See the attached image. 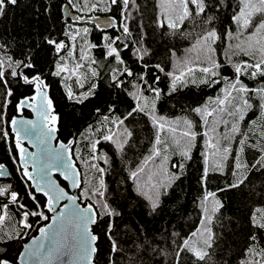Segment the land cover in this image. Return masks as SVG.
I'll return each instance as SVG.
<instances>
[{
	"label": "trees",
	"instance_id": "1",
	"mask_svg": "<svg viewBox=\"0 0 264 264\" xmlns=\"http://www.w3.org/2000/svg\"><path fill=\"white\" fill-rule=\"evenodd\" d=\"M65 4L79 18L109 16L116 21L117 26L102 31L92 23H78L67 19L63 21L62 8ZM207 4L208 13L216 18L214 27L220 37L212 44L215 50L212 58L221 63V75L234 80L232 65L248 59L240 53L233 54L235 46L247 39V33L240 39L236 38L239 31L232 21L233 14L240 8V0H207ZM80 7L73 0H17L15 5H7L4 14L0 16V46H6L4 50L14 59L27 58L34 67L23 69V73L29 77L39 75L50 87V99L58 123V139L73 142L71 155L81 174L80 203L92 205L97 214V222L92 228L93 234L98 237L93 263L130 264L132 258V264H177V245L184 239H194L192 233L203 228V196L206 192H212L215 193V200L223 205L213 217L211 225L216 237L211 250L212 264H239L247 237L254 231L251 216L257 208L264 209V168L251 167L264 153L247 146L240 152L238 141L241 135L232 133L230 129L235 124L241 133L249 135L250 143H255L259 139L258 134L264 130V110L260 108L264 101L251 93L245 94L246 98L250 97L252 108L242 109L244 119L239 120V114L235 117L225 115L229 123L219 125L218 132L227 135V139H221V148L228 147L230 152L225 154L220 151L215 156L209 155V163L214 162L220 168L210 170L203 184L201 177L206 167L203 153L212 151L207 148L208 138L198 135L190 150L191 159H183L178 145L174 143V138H180L179 132L174 134L167 129L160 133L169 145L167 163L161 168L158 158L157 162L148 164L138 181H132L129 179L130 173L143 164L145 157L153 149L157 129L148 116L135 114L125 121L133 136L124 145L123 152L109 142L98 145L97 155L106 156L107 163L103 159L91 160L90 142L101 135L100 131H93L94 129L113 127L108 122H104L102 126L101 121L105 115H110L113 119L123 117L135 106L133 94L137 88L133 85H138L139 74L146 72L149 81L155 75L160 77L159 83L155 85L161 90V97L156 101V114L169 120L180 117L191 119L194 123L193 130L198 133L204 131L201 118L190 109L204 105L215 107L211 101L217 97L222 98L223 90L228 88V84L224 82L208 86L199 83L202 73L197 70L194 74L197 83H191L190 77L186 85H178V91L169 94L171 81L165 73L179 74L184 61L190 64L197 60L203 61L207 54L200 48H193L201 30L191 20L180 24L175 35L170 34L172 29L167 27L165 16L178 22L179 0H131L128 12L123 15L119 5H112L109 9L108 0H104L95 9L78 10ZM188 7L194 11L193 5L189 4ZM124 15L128 17L126 21ZM196 19L198 22L200 18ZM256 19L258 22L259 17ZM160 21L165 22V27L159 26ZM125 24L129 29L127 35L123 32ZM228 32L234 35H226ZM105 36L115 40L113 47L118 49L124 64H120L115 57L107 56L105 45L108 41L104 39ZM48 38L63 41L67 45L60 56L65 58L63 62L67 63L70 70L75 69L77 63L83 65L77 70V74L69 71L60 76L54 75L56 65L62 61L54 48L46 43ZM137 49L147 50L148 54L143 60L139 59ZM173 52L175 55H172ZM82 56L85 58L81 59ZM145 63L149 65L147 69L144 68ZM157 64L164 68L165 73L155 70L154 66ZM124 69H131L137 76L121 75ZM93 71L97 73L96 76L92 75ZM117 76L124 81L121 87L115 86L114 78ZM22 78H8L13 95L8 97L7 107L2 110L3 122L0 123V129L6 131L8 136L3 138L0 135V164L7 168L10 176L7 180H0V186L11 185L22 197L21 202L29 210H36L35 201L28 195L29 192L34 193L17 166L13 139L8 128L9 121L16 115L18 101L33 94L32 88L25 86ZM241 80L250 89L264 87V78L241 76ZM93 85L94 89L89 93ZM69 90L74 94L71 99L68 97ZM85 94H88V98L77 102ZM143 95L151 99L149 92L144 91ZM0 103H3V89H0ZM112 107L115 112L110 110ZM253 121L256 122L255 125L252 124ZM113 131L119 129L113 127ZM253 132L257 135H253ZM181 162L184 169L180 178L172 181L170 187H160L158 190L151 188V184L168 181L170 174L177 171L171 165ZM237 162L248 167L236 169ZM92 163L104 168L105 172L101 175L92 169ZM149 176L152 177L150 182ZM101 179L107 203L120 213L112 222L114 238L124 249L121 253H111V243L106 235L109 218L101 208L102 198H88V190L98 188ZM241 179L244 182L239 187H228ZM137 184L144 185L148 195L158 198L159 207L155 212L151 211L146 197L139 194ZM35 196L44 211V199ZM215 200L211 201L209 207L215 204ZM44 214L49 217L45 211ZM48 220L29 217L28 222L32 224V228L22 230L20 213L15 206L10 205L4 223L0 224V255H7L16 264L23 244L35 236ZM137 235L141 239H151L156 251L149 248L137 252L132 244ZM10 236H22V239ZM179 264H193L191 254L182 253Z\"/></svg>",
	"mask_w": 264,
	"mask_h": 264
},
{
	"label": "snow or ice",
	"instance_id": "2",
	"mask_svg": "<svg viewBox=\"0 0 264 264\" xmlns=\"http://www.w3.org/2000/svg\"><path fill=\"white\" fill-rule=\"evenodd\" d=\"M74 3H79L81 5L80 9L85 8L95 9L99 4L104 3V0H73ZM17 0H0V16L5 12L7 5H15ZM131 0H108V8L110 9L112 5L121 6L122 15L129 10ZM189 4L194 6V11L189 9ZM179 10L180 14L177 20H173L170 16H165L167 21V27L172 29L171 35H175L179 31V25L183 24L185 20H191L195 27L199 28L201 31L195 39V44L193 48H200L201 51H206V56L203 61H194L191 64L184 61V67L179 71V74L175 72L165 73L163 67L159 64L155 65L154 68L158 72L165 73L170 78V92L175 93L178 91V85H186L189 82V78L192 77L191 83H197V79L194 74L198 70L202 73L199 78V83L206 84L208 86L221 84L227 82L228 88L224 89L223 97H217L211 101L215 107H209L207 105L197 106L191 108L190 111L195 113L201 118V124L204 128L202 133L194 131V123L191 119L186 117H180L176 120H169L164 116H158L156 114V101L161 97V90L155 85L159 83L160 77L158 75L153 76L152 80L147 79V73L139 74L138 85H133L137 88L136 93L133 94V99L136 100V104L132 107L131 111L127 112L123 117L117 116L113 119L110 115H105L101 124L103 126L104 122H108L114 128L119 129V131H113V127H108L105 130L94 129L93 131H100L101 135L94 141H91V160L103 159L105 163L108 162L106 156L101 157L97 155L99 149L98 145L102 142H109L114 144L121 152L124 150V145L128 144L130 138L133 136L132 131H130L125 125V121L129 117H134L135 114H144L148 116L153 124V127L157 129L153 149L151 154L145 157L142 165L138 166L136 170L130 173L129 179L132 181H138L141 173L145 172L149 163L157 162L159 158L160 166L168 161V143L165 138L161 136V132L166 129L168 132L177 133L179 132V139L174 138V143L178 145L179 154L183 159H191L190 150L193 147V142L196 141L198 135H203L208 138L207 148L212 150L210 153L205 152L204 162L205 169L204 175L201 177V182L207 179L210 170H216L220 168V165L209 163V155L215 156L218 152L223 151L225 154L230 152L228 147L221 148V139H227V135L218 132V126L228 125V121L225 119V115L235 117L239 114L238 119L243 120L244 114L242 109H251L252 104L250 103V97L246 98L245 94H253L259 96L261 101H264V87L248 88L247 85L241 80V76L250 77L256 79L257 77L264 78V0H240V8L238 12L233 14L232 21L237 25L239 36L236 37L240 39L247 33L246 41H241L233 49V54L240 53L243 56L248 57V59L242 60L232 65L235 79L229 80L221 75L222 65L217 60L212 58V53L215 51L212 44L216 40L220 39L218 33L214 27L215 16L208 13L207 0H179ZM197 17L199 21L197 22ZM257 17L259 20L257 22ZM127 15H124V20H127ZM211 25V27H208ZM159 26L161 28L165 27V22L160 21ZM251 29V31H249ZM85 33L87 29L84 30ZM124 34H129V29L125 24L123 27ZM228 36H233L232 32L226 33ZM75 39V36L72 37ZM104 39L108 41L105 45L107 48V56L115 57V59L120 63L124 64V61L120 58V53L116 47H113L115 40L111 37L105 36ZM118 39V38H117ZM46 43L54 48L57 56L60 58L62 63L56 65L54 75L60 76L62 73H67L69 71L72 74H77V70L83 67L82 64L77 63L75 69L70 70L67 63H64V57L60 56V53L65 51L67 45L63 41H57L55 39L48 38ZM6 46H0V89H3V103H0V123L3 122V109L7 107L8 97L13 95L9 87V77L20 78L26 84L35 85L38 94L43 96L41 105L37 106L30 104L29 100H21L17 109L22 110L25 107H31L37 110L38 120L41 123H34L29 120H11V126L13 131H16V149H18V155L20 160L23 162L21 166V175L27 178L28 181L35 182V191L41 193L47 198L44 208L48 212H57V205L62 200L69 201V204L74 207H69V205H64L63 210H61L52 219V223L40 229V239H34L30 247H26L24 252L20 254L19 259L23 260L25 258L36 259L38 261L44 262V264H53L55 260H58L62 256L76 255L92 264L93 254L97 251L95 244L98 237L93 234L90 229V224H95L97 222V214L94 211L92 205L87 208H80L76 205V200L78 197L68 195L63 188L51 179L54 172H61V175L65 180H71L73 187H79L80 181L77 177L80 175L79 172L75 170V165L71 163V157L65 159V153L69 151L67 145L61 144L60 149H52L48 145L50 140L53 138L51 133L55 132L54 127H49V124H54L56 121V116L50 115L52 111V100L48 99L47 96L43 95L42 89L45 87L44 82L41 80L39 75H34L29 77V75L23 73V69H31L34 64L29 62L27 58L25 59H14L12 55L4 50ZM96 47V45H92ZM192 51V49H189ZM137 54L139 59L143 60L144 56L147 55L146 49H137ZM172 55H175L173 52ZM85 57H81L84 59ZM95 63V61H93ZM149 65L144 64V68L147 69ZM93 76H96L95 71L92 72ZM121 75H126L128 77H135L137 73H134L131 69H124ZM220 77V79H217ZM114 83L116 87H121L124 81L119 78V76L114 78ZM83 87V85H80ZM94 89V85L90 87L89 93ZM147 91L151 94V99L143 95V92ZM73 92L68 91V97L73 98ZM88 98V94L80 97L77 102H82ZM35 100L36 97L31 98ZM260 108L264 110V102L260 104ZM115 112V108L110 109ZM99 111V109H97ZM262 116H264V111H262ZM255 121L252 122L255 125ZM17 125H21V129H17ZM23 131L26 135L34 137L33 143L40 146V153H33L26 155V149L21 144L20 131ZM90 130L91 126H90ZM230 131L232 133H240L241 139L238 141L240 146V152H243L244 147H250L257 149L258 151L264 153V130H262L258 135L259 139L255 143H250V137L246 133H241L240 129L233 124ZM0 135L3 138H7L8 133L0 129ZM253 135L257 133L253 132ZM183 141V143H181ZM259 145V147H258ZM31 159L34 171L38 173V177L34 176L32 172L28 170L29 160ZM237 161L239 156L236 157ZM38 165V167H37ZM92 169H95L101 175L105 172V169L99 167L98 164L92 163L90 165ZM172 168L177 169L176 172L170 174L168 181L159 182L158 184H151V188L159 189L160 187L167 188L171 186V182L180 178V174L184 169V164L173 163ZM236 169L241 167H248L247 165H242L237 162L235 165ZM252 168H264V155H261L257 162L251 165ZM167 174V173H166ZM236 174L235 172L233 173ZM5 175L4 166L0 164V176ZM149 182L152 177H148ZM244 181L243 179L228 185L229 188L239 187ZM32 185H29L31 188ZM138 192L140 195H144L149 201L150 208L152 212H155L159 207L158 198H153V196L148 195L144 190V185L137 184ZM104 182L101 179L98 188L89 189L88 198L100 197L102 198L101 208L104 215L109 218L108 228L106 230V235L111 243V253H121L124 249L121 247L120 243L114 238L113 232V220L118 217L120 213L107 203V198L104 192ZM30 198L36 203V210H29L25 204L21 202L22 197L20 194L14 190L11 185L0 186V224H3L6 219V213L10 205L15 206L20 213V227L21 229H30L32 224L29 223V217H39L41 220L47 221L49 217L44 214L41 210V205L37 197L31 192L28 193ZM212 200H215V193L206 192L203 196V218L202 224L203 228L198 229L197 232L192 233L194 239H184L181 244L177 245L176 258L177 264L181 259L182 253H190L193 258V264H212V249L215 244V233L212 231L211 225L213 223V217L223 205L215 200V204L209 207ZM252 228L254 231L250 232L247 237L246 246L243 249L242 257L239 264H264V209L257 208L252 216ZM2 238V237H0ZM10 238H21L12 237ZM133 247L137 252L151 249L156 251L153 247V241L147 237L141 239L137 235L136 239L132 241ZM163 251V250H161ZM110 253V256H111ZM0 264H13V262L7 257V255H0ZM130 264H132V258H130Z\"/></svg>",
	"mask_w": 264,
	"mask_h": 264
},
{
	"label": "water",
	"instance_id": "3",
	"mask_svg": "<svg viewBox=\"0 0 264 264\" xmlns=\"http://www.w3.org/2000/svg\"><path fill=\"white\" fill-rule=\"evenodd\" d=\"M62 14H63V21H65L67 19V20H70L72 22H78V23H84V22L92 23L95 25V27L97 29L102 30V31H108V30L115 28L117 26L116 21L109 16L79 18L77 16V14L71 12V10L69 9V7L66 4L62 8ZM41 80L44 82V85H45V87L42 89L43 95L47 96V98L50 99V87L47 85L45 80H43V79H41ZM22 82L25 86H31L32 90H33L32 96L30 98H24V99L29 100L30 104H34L37 106L41 105L42 100H43V96L38 94L35 85L34 84L33 85L26 84L24 82L23 78H22ZM33 96L36 97L35 100L31 99ZM24 99H21V100H24ZM21 100H19L18 103ZM18 103L16 104V115L13 116L11 118V120L14 118L16 120H29V121H33L34 123H38V124L41 123L38 120L37 110H35L31 107H25L22 110H18L17 109ZM25 112L29 113L30 116H28V117L24 116ZM50 115L55 116V108L53 106V103H52V111H51ZM11 120L9 121V127L8 128H9V132L12 135V139H13V145H14V150L16 153L17 165H18L19 169L21 170V166H22L23 162L20 160V157L18 155V149H16V135H17V133H16V131H13V128H12L11 123H10ZM48 126L54 127L56 129L55 132L51 133V136L53 138L50 140V143L48 146L52 149L59 150L61 144L67 145L69 147V151L67 153H65V159H68V157H71V163L75 165V162H74L72 155H71V148L73 147V142L72 141L63 142V141L58 139L57 119H56L54 124H49ZM21 128H22L21 125H17V129H21ZM20 137H21V144L26 149V155L30 156V154H33V153H37V154L40 153V146L33 143L34 137H32L30 135H26L22 130L20 131ZM37 167H38V165H37ZM28 170H29V172H32L34 176L38 177V173L36 171H34V167L32 165L31 159L29 160ZM75 170L80 173V171L76 167V165H75ZM4 172H5V175L0 176V180H7L9 178V176H10L9 171L5 167H4ZM24 179L29 185H32L31 189H32L33 193L37 196H41L44 199V204H45L47 198L44 197L41 193L35 191V182L34 181H28L27 178H25V177H24ZM51 179L54 180L59 185V187L63 188L64 191L68 195L78 197V199L76 200V205H78L80 208H87L90 205V204L82 205L80 203L79 191L81 188V174L77 177V179L80 181L79 187H73L71 180H65L63 178V176L61 175V172H54L51 176ZM64 205H69L70 208L74 207V206L69 204V201L62 200L57 205V212L56 213L48 212L47 209L44 208V211L49 215V220L45 225H43L42 227H40L38 229L37 234L34 237L30 238L26 243L23 244L22 249H21V251L18 255V258L16 260V264H44V262H42V261H38L36 259H31V258H25L23 260H20L19 256H20V254H22L24 252L26 247L31 246L32 241L34 239H37V240L40 239V229L51 224L53 217H55L61 210H63ZM94 211H95V209H94ZM94 225L95 224L89 225V229L91 232H92V228L94 227ZM95 247H96V244H95ZM94 255H95V253L93 254V257H92V264H94L93 263ZM53 264H88V262L79 256L67 255V256L60 257L58 260H55L53 262Z\"/></svg>",
	"mask_w": 264,
	"mask_h": 264
},
{
	"label": "flooded vegetation",
	"instance_id": "4",
	"mask_svg": "<svg viewBox=\"0 0 264 264\" xmlns=\"http://www.w3.org/2000/svg\"><path fill=\"white\" fill-rule=\"evenodd\" d=\"M29 87H31V86H29ZM31 88H32V87H31ZM32 91H33V90H32ZM29 98H30V97H29ZM24 116L28 117V116H30V115H29V113L25 112V113H24ZM17 166H18V165H17ZM18 168H19V167H18ZM20 171H21V170H20ZM36 234H37V233H36ZM33 237H34V236H33ZM31 238H32V237H31Z\"/></svg>",
	"mask_w": 264,
	"mask_h": 264
},
{
	"label": "rangeland",
	"instance_id": "5",
	"mask_svg": "<svg viewBox=\"0 0 264 264\" xmlns=\"http://www.w3.org/2000/svg\"><path fill=\"white\" fill-rule=\"evenodd\" d=\"M124 36V35H123ZM124 38V37H123ZM122 41H124V39H122Z\"/></svg>",
	"mask_w": 264,
	"mask_h": 264
}]
</instances>
